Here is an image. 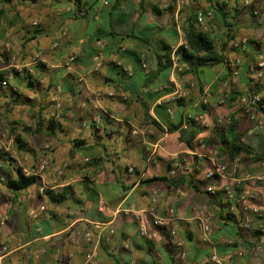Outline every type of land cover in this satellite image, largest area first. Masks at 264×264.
Instances as JSON below:
<instances>
[{
    "label": "clouds",
    "instance_id": "obj_1",
    "mask_svg": "<svg viewBox=\"0 0 264 264\" xmlns=\"http://www.w3.org/2000/svg\"><path fill=\"white\" fill-rule=\"evenodd\" d=\"M0 74V264H264V0H0Z\"/></svg>",
    "mask_w": 264,
    "mask_h": 264
},
{
    "label": "crops",
    "instance_id": "obj_2",
    "mask_svg": "<svg viewBox=\"0 0 264 264\" xmlns=\"http://www.w3.org/2000/svg\"><path fill=\"white\" fill-rule=\"evenodd\" d=\"M79 52V49L77 50ZM37 69L40 70V71H43V68H41L40 66H37ZM15 79H17L19 81V76L16 74L14 76ZM21 84H23V81H20ZM24 87H26L29 91H35L36 89H34L33 87L29 86V84L27 85H24ZM10 92L11 93H19V95H26V93L22 92L20 90V88H15L13 87V89H10ZM30 99V98H29ZM18 172V171H17Z\"/></svg>",
    "mask_w": 264,
    "mask_h": 264
},
{
    "label": "trees",
    "instance_id": "obj_3",
    "mask_svg": "<svg viewBox=\"0 0 264 264\" xmlns=\"http://www.w3.org/2000/svg\"><path fill=\"white\" fill-rule=\"evenodd\" d=\"M215 10H216V11H219V12H221V14H223L224 6H223V5H217V7H216ZM36 70H37V71H40V70H38V69H36ZM25 71H26V70H25ZM0 75H4V74H0ZM13 75H14V76L16 75V72H15V71L13 72ZM29 86L33 87L31 83H29ZM11 89H13V88H11ZM19 171H20V170H18V172H17L18 175H19Z\"/></svg>",
    "mask_w": 264,
    "mask_h": 264
}]
</instances>
